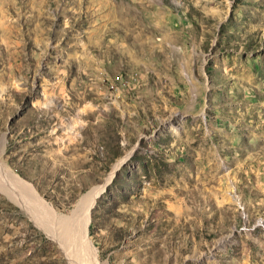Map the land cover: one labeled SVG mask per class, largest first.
<instances>
[{
    "label": "rangeland",
    "instance_id": "1",
    "mask_svg": "<svg viewBox=\"0 0 264 264\" xmlns=\"http://www.w3.org/2000/svg\"><path fill=\"white\" fill-rule=\"evenodd\" d=\"M0 165L101 190L94 264H264V0H0ZM65 254L0 191V264Z\"/></svg>",
    "mask_w": 264,
    "mask_h": 264
},
{
    "label": "bare ground",
    "instance_id": "2",
    "mask_svg": "<svg viewBox=\"0 0 264 264\" xmlns=\"http://www.w3.org/2000/svg\"><path fill=\"white\" fill-rule=\"evenodd\" d=\"M117 167L118 165L112 169L109 178ZM26 185L7 166L0 165L1 193L8 196L40 230L62 247L69 264H94L92 252L85 240V226L88 222L89 209L101 190L92 191L85 198L82 196L71 216L78 214L84 204L83 214L68 221L58 220L55 212L44 205Z\"/></svg>",
    "mask_w": 264,
    "mask_h": 264
},
{
    "label": "water",
    "instance_id": "3",
    "mask_svg": "<svg viewBox=\"0 0 264 264\" xmlns=\"http://www.w3.org/2000/svg\"><path fill=\"white\" fill-rule=\"evenodd\" d=\"M80 201H81V197L75 202L74 206L72 207V209L69 211L68 214L57 213V217L60 220H67L68 218H70L73 212L75 211V209L77 208V206L79 205Z\"/></svg>",
    "mask_w": 264,
    "mask_h": 264
}]
</instances>
